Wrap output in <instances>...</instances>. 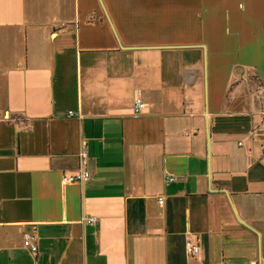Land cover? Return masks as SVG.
I'll return each mask as SVG.
<instances>
[{
  "label": "crops",
  "instance_id": "1",
  "mask_svg": "<svg viewBox=\"0 0 264 264\" xmlns=\"http://www.w3.org/2000/svg\"><path fill=\"white\" fill-rule=\"evenodd\" d=\"M262 93L264 0H0V264H264Z\"/></svg>",
  "mask_w": 264,
  "mask_h": 264
},
{
  "label": "built area",
  "instance_id": "2",
  "mask_svg": "<svg viewBox=\"0 0 264 264\" xmlns=\"http://www.w3.org/2000/svg\"><path fill=\"white\" fill-rule=\"evenodd\" d=\"M264 95V93H262ZM135 107L137 110H140L144 107V104L141 100H137ZM73 116V114H70ZM263 123H264V113H263ZM88 159L89 155L86 149H83L79 154V167L76 171L72 173H66L63 175L62 181L64 184H73V183H85L90 180L92 174L88 170ZM174 178L169 179L173 181ZM159 203L163 204L164 201L162 198L159 199ZM86 224L92 225L96 222V218L90 217L84 219ZM33 236L30 233L24 234V246L30 248L33 251H36V246L32 242ZM185 252L188 258L197 259L201 253V243L199 240L188 239L185 242Z\"/></svg>",
  "mask_w": 264,
  "mask_h": 264
}]
</instances>
